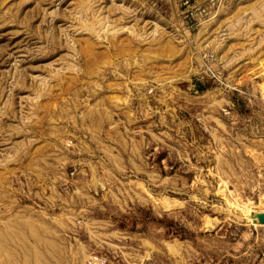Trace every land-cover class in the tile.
Instances as JSON below:
<instances>
[{"label":"rangeland","instance_id":"rangeland-1","mask_svg":"<svg viewBox=\"0 0 264 264\" xmlns=\"http://www.w3.org/2000/svg\"><path fill=\"white\" fill-rule=\"evenodd\" d=\"M263 212L264 0H0V264H264Z\"/></svg>","mask_w":264,"mask_h":264},{"label":"bare ground","instance_id":"bare-ground-1","mask_svg":"<svg viewBox=\"0 0 264 264\" xmlns=\"http://www.w3.org/2000/svg\"><path fill=\"white\" fill-rule=\"evenodd\" d=\"M263 213H264V212H263ZM263 213H259V214L256 215V217H257L258 220H259V218H260L259 216H260L261 214H263ZM259 222H260L259 224H262L263 221H259ZM95 263H96V262H95Z\"/></svg>","mask_w":264,"mask_h":264},{"label":"water","instance_id":"water-1","mask_svg":"<svg viewBox=\"0 0 264 264\" xmlns=\"http://www.w3.org/2000/svg\"><path fill=\"white\" fill-rule=\"evenodd\" d=\"M263 221H264V219H263Z\"/></svg>","mask_w":264,"mask_h":264}]
</instances>
